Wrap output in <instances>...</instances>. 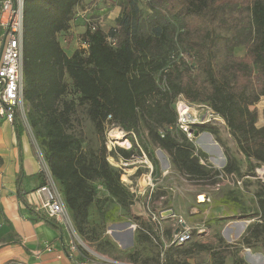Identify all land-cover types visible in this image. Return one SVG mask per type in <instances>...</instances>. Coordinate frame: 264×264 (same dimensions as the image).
<instances>
[{
	"label": "trees",
	"instance_id": "trees-1",
	"mask_svg": "<svg viewBox=\"0 0 264 264\" xmlns=\"http://www.w3.org/2000/svg\"><path fill=\"white\" fill-rule=\"evenodd\" d=\"M90 1L24 0L23 9L26 119L36 140L43 144V160L60 185L76 231L81 234L87 222L95 198L94 182L122 209L134 203L133 195L121 184L120 172L110 166L109 155L128 160L143 152L157 169V147L168 155L180 176L217 184L220 172L211 174L200 163L205 156L196 154L191 140L177 127L174 105L179 97L207 105L224 121L254 176L251 160L264 165V124L257 128L253 109L264 98V0H146L147 15H143L140 0H114L119 9L114 28L106 33L88 24L77 37L86 48H76L67 55L59 36L71 30L78 8H85ZM235 14L241 24L225 44L224 63L217 69L216 31L228 29ZM240 47L243 55H234V49ZM69 94L76 96L78 104L75 99H66ZM76 105L85 106L99 143L95 150H83L81 139L68 132ZM16 118L19 143L25 128L19 113ZM107 125L125 132L132 148L108 152ZM190 128L197 135L211 132L204 125ZM224 156L222 173L239 175L227 149ZM39 177L41 182L45 180L42 173ZM22 179L20 169L16 181L19 201L36 219L60 230L57 221L28 204ZM258 183L255 198L259 215L248 230L249 239H264V183ZM141 237L148 240L144 234ZM64 252L74 259L66 246ZM78 260L90 259L80 252ZM152 261L144 260L143 264ZM165 262L179 264L171 253ZM133 263L137 261L133 259Z\"/></svg>",
	"mask_w": 264,
	"mask_h": 264
},
{
	"label": "rangeland",
	"instance_id": "rangeland-1",
	"mask_svg": "<svg viewBox=\"0 0 264 264\" xmlns=\"http://www.w3.org/2000/svg\"><path fill=\"white\" fill-rule=\"evenodd\" d=\"M145 2L146 0H140L143 15L149 14ZM118 13L119 9L114 0H91L85 8H81L76 13L71 30L65 36H59L60 45L67 55H71L74 49L80 47L76 42L78 34L82 33L88 24L98 26L108 33L114 28ZM240 24V16L235 14V21L228 29L216 31L218 38L214 52L217 69L224 63L225 44L231 41ZM234 55L242 56L243 48L234 49ZM66 81L69 84V80L66 79ZM69 98L75 99V103L78 104L74 94L66 96V99ZM180 102L188 107L186 119L190 121V127L204 125L211 130V132H202L198 135L192 132L190 140L196 154L205 156L202 158L205 168L211 170V174L214 171L220 172L217 176V184L209 185L206 182L180 176L171 165L168 155L157 147H154L155 157L158 160L157 169L147 158L139 157L136 153L133 158L126 161L113 154L109 155L107 160L110 166L120 172L121 184L133 195L134 203L128 209H122L103 186L94 182L92 186L95 189V198L89 208L83 232L79 234L71 221L70 211L65 205L60 185L52 179L59 197L64 202L69 218L68 223L61 226L65 244H72L75 252L84 253L87 257L93 258L97 264L107 263L108 258L113 262L124 264H134L133 259L137 261L136 264H143L144 260L151 259L154 260L150 262L151 264H166L165 258L168 253H171L179 264H264V262L260 263L261 255L264 256V239L248 238V230L256 222L252 217H234L229 220L233 223L229 227H226L229 223L227 218L212 221L197 219V216L203 215L198 206L206 204L214 195L212 192L216 189L222 190L223 185L229 190L248 191L254 186L259 188L258 182L264 183V172L263 175L260 173L264 171V165L251 160L254 173L252 176L248 170L247 161L229 136L224 121L205 104H193L185 100ZM24 106L27 111L28 107L25 103ZM253 109L257 113L256 126L261 129L264 124V98L255 104ZM68 132L81 139L83 150L98 148L97 136L86 117L85 106L76 105ZM214 132L215 135L212 134ZM118 133L117 131L112 132L113 137ZM23 134L29 139L32 148L42 154L43 144L36 140L31 126L25 125ZM107 134L108 129H106L105 138L107 144L108 140L114 144L112 152L116 148L126 151L132 148L130 138L126 133L123 132L122 135L119 133L121 138L114 137L115 139L110 135L111 139ZM224 149H227L229 155L236 161L239 175L230 177L222 173L226 164ZM42 184L43 182L40 186ZM222 194L226 195L227 191H222ZM200 198L204 199V202L200 201ZM165 211H172L174 215L165 218V220H172L171 226L167 229L165 225H161L162 221L158 220L159 215ZM139 213L141 215H138ZM141 216H146L150 223L146 220L141 222L138 220L136 225L128 226V224L124 227L119 225L128 223L126 221L129 218L138 219ZM152 218L155 220L152 221ZM178 219L183 220L190 228L192 238L182 246H168L172 235L171 228ZM196 219L199 221L196 222ZM191 220L195 221L193 226L189 223ZM129 227L134 232L133 245L132 248L126 249V252L130 251L128 254L121 256L117 234L124 229L128 230ZM142 234L147 236L148 240H143ZM246 240L250 243L247 244ZM116 250H118V256ZM178 251L184 252L179 254Z\"/></svg>",
	"mask_w": 264,
	"mask_h": 264
},
{
	"label": "crops",
	"instance_id": "crops-1",
	"mask_svg": "<svg viewBox=\"0 0 264 264\" xmlns=\"http://www.w3.org/2000/svg\"><path fill=\"white\" fill-rule=\"evenodd\" d=\"M81 8H78L77 13ZM20 169L23 175L21 184L26 191V200L35 209L36 198L31 195V192L42 183L39 177V161L29 139L24 134L20 136L18 143L14 128L7 123H1L0 264H97L93 258L89 257L90 260L79 261L80 252L71 253L74 259H70L64 252L66 244L62 228L59 230L47 222L36 219L25 209L16 196V181ZM221 189L213 191L214 195L209 201L198 206L203 215L197 216V219L212 221L227 218L229 223L226 227L233 225L229 220L234 217L249 216L256 222L258 221L259 210L255 198L257 186L248 191L229 190L224 185ZM222 191H227V194H222ZM197 219L196 222L199 221ZM138 220L139 222L146 220L150 223L146 216H141L138 219L129 218L126 221L128 223L119 225L122 227L128 224V226L136 225ZM195 221L191 220L190 225L193 226ZM171 222L172 220H162L161 225H165L167 229L171 226ZM117 235L118 245L122 252L120 255L125 256L130 252H126V249L132 248L134 232L129 227L128 230L124 229ZM116 255H119L118 250H116ZM261 258L260 263L264 262V256L261 255Z\"/></svg>",
	"mask_w": 264,
	"mask_h": 264
},
{
	"label": "built area",
	"instance_id": "built-area-1",
	"mask_svg": "<svg viewBox=\"0 0 264 264\" xmlns=\"http://www.w3.org/2000/svg\"><path fill=\"white\" fill-rule=\"evenodd\" d=\"M23 9L24 0H0V124L5 122L10 126H14L18 119L16 118V114L19 113L20 121L25 128V125H28V123L26 119L27 111L24 106ZM109 41L111 42V39H109ZM78 44L80 47L86 48L84 44L77 42V45ZM181 100L184 99L179 97L175 103V108L178 112L177 127L185 133L190 140L192 133L190 128L191 123L186 119L187 114H180L178 109L180 105H184L180 102ZM106 129H108L107 136L109 137L114 131L119 132L121 135L123 134L122 130L114 125H107ZM112 137L110 138L112 139ZM123 137H125V135ZM106 146L108 152H111V149L114 148V144L111 140H108ZM34 151L40 164V173L45 176L43 184L31 192V195L36 198V201H34L36 204L35 210L44 214L47 218L57 221L61 226L62 224H67L69 218L64 202L59 197L53 184L50 170L43 160V153L40 154L35 149ZM142 156L147 158L143 152H141L139 157ZM119 158L124 160L121 157ZM131 158H133V156ZM147 160L150 161L148 158ZM200 163L204 165L202 159H200ZM263 172V170L260 172L261 175H263ZM233 175L234 174H231L230 177ZM237 183L240 184V182ZM165 218L167 217H162L160 214L158 220L162 221L165 220ZM151 220L154 221L155 218H152ZM177 229L179 230L178 232H176ZM171 231L172 235L168 246H182L192 238L190 228H188L186 223L181 219L177 220L176 224L172 226ZM66 247L71 253L75 252V248L72 244L68 243L66 244ZM108 263L124 264L113 262L111 260L107 261L106 264Z\"/></svg>",
	"mask_w": 264,
	"mask_h": 264
},
{
	"label": "bare ground",
	"instance_id": "bare-ground-1",
	"mask_svg": "<svg viewBox=\"0 0 264 264\" xmlns=\"http://www.w3.org/2000/svg\"><path fill=\"white\" fill-rule=\"evenodd\" d=\"M178 109H179V113H180V114H182V115L187 114L188 107H187L186 105H180V106L178 107ZM114 137H116V138H121V136H120L119 133H118V134H115ZM200 201L204 202V199L200 198Z\"/></svg>",
	"mask_w": 264,
	"mask_h": 264
},
{
	"label": "water",
	"instance_id": "water-1",
	"mask_svg": "<svg viewBox=\"0 0 264 264\" xmlns=\"http://www.w3.org/2000/svg\"><path fill=\"white\" fill-rule=\"evenodd\" d=\"M194 135H196V133H194ZM171 215H173V212L172 211H165V212H162L161 213V216L162 217H169V216H171ZM179 230L177 229L176 230V232H178ZM61 239V238H60Z\"/></svg>",
	"mask_w": 264,
	"mask_h": 264
}]
</instances>
